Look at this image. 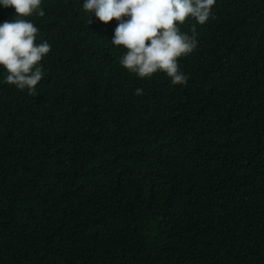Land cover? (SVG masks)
Wrapping results in <instances>:
<instances>
[{
    "label": "trees",
    "instance_id": "16d2710c",
    "mask_svg": "<svg viewBox=\"0 0 264 264\" xmlns=\"http://www.w3.org/2000/svg\"><path fill=\"white\" fill-rule=\"evenodd\" d=\"M82 4L29 17L34 92L0 68V264H264V0L185 20L183 86L123 68Z\"/></svg>",
    "mask_w": 264,
    "mask_h": 264
},
{
    "label": "clouds",
    "instance_id": "9594fccd",
    "mask_svg": "<svg viewBox=\"0 0 264 264\" xmlns=\"http://www.w3.org/2000/svg\"><path fill=\"white\" fill-rule=\"evenodd\" d=\"M216 0H83L82 8L99 21L115 19L111 42L122 46L120 65L138 78L165 73L173 85H186L188 76L178 59L189 55L197 45L180 26L187 18L203 25L214 16ZM43 0H0V8L12 7V19L0 22V68L7 74L4 83L32 93L43 79L41 61L51 51L45 40L35 43L39 28L29 19L43 17ZM136 95L142 89L135 90Z\"/></svg>",
    "mask_w": 264,
    "mask_h": 264
}]
</instances>
